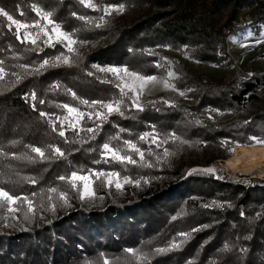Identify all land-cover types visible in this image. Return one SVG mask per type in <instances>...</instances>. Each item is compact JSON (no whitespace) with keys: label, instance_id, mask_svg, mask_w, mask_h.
Here are the masks:
<instances>
[{"label":"trees","instance_id":"1","mask_svg":"<svg viewBox=\"0 0 264 264\" xmlns=\"http://www.w3.org/2000/svg\"><path fill=\"white\" fill-rule=\"evenodd\" d=\"M126 1L144 9L133 18L112 12L106 17L107 26L96 29L87 27L72 13L97 20L102 11L85 8L78 0H0V8L14 19L30 24L39 20L32 10L36 3L52 11L63 30H79V39L100 42L95 50L82 54L78 65L23 76V70L8 65L29 64L30 70L32 61L39 63L61 51L66 54V50L57 45L44 47L39 55L25 52L32 46L21 44L14 34L15 25L9 30L10 22L0 16V59L6 65L0 80V179H16L14 173L38 178L36 185L25 182L5 186L17 195L31 196L35 192V198L42 195L45 199L31 219L26 220L24 212L19 219L0 214V264H102L104 257L110 264L113 260L118 264H145L124 250L150 252L168 247L174 239H183L178 236L180 232L191 236L179 248L152 255L148 264H264V181L239 182L218 167L219 160L226 159L225 151L252 147L256 144L248 140L249 136H264V69L242 65L234 67L229 76L216 78L197 74L184 61L170 56L177 74L172 83L186 95L172 93L154 100L155 107L150 101L143 104V111L125 109L124 116L113 114L99 135L83 144L73 142L75 133L71 130L66 132L69 142L65 143V138L58 136L59 123L54 132L46 117L39 115H67L66 110L57 107L63 103L87 111L66 89L89 101L118 97L114 84L101 82L105 76L111 80V75L95 72L92 65L128 66L144 75H162L166 70L155 65L165 56L157 49L169 48L191 60L221 66L229 59L228 39L246 36L248 31L255 35L264 32V0H92L101 9ZM242 17L244 21H240ZM20 35L23 37L22 30ZM148 50L154 55L147 54ZM89 71L95 75L88 76ZM12 72L21 73L20 83H16ZM57 83L61 87L53 90L52 85ZM164 100L176 106L160 103ZM219 113L235 117L220 122ZM85 120L87 127L94 126ZM153 128L162 134L175 131L191 143L170 142L166 147L176 154L169 162L161 163H156V155H162L163 148L153 145L156 155L147 159L154 167L129 165L124 172L119 164L94 163L100 159L102 144L112 137H119L112 140L113 144L132 140L146 150L149 145L139 136ZM222 141L231 143L224 146ZM49 144L61 147L65 157L34 164L13 158V154L30 151L29 145ZM109 167L150 182L141 180V189L128 188L124 195L103 191L105 197L96 201H81L79 193L61 205L55 202L60 200L57 196H53L55 201L47 199L48 187L61 186L58 176L76 169ZM198 167H215L216 172L188 175ZM50 204L59 206L52 210ZM174 216L177 219L173 220ZM194 228L200 230L192 231Z\"/></svg>","mask_w":264,"mask_h":264},{"label":"snow or ice","instance_id":"2","mask_svg":"<svg viewBox=\"0 0 264 264\" xmlns=\"http://www.w3.org/2000/svg\"><path fill=\"white\" fill-rule=\"evenodd\" d=\"M78 3L83 5L85 8L93 9L95 11H102V15L98 17L97 20H93L90 17H86L83 15L78 16L76 12H73V17L84 22V24L89 28H104L107 26V16H110L113 11L122 14L125 10V4L120 3L118 6H104L102 9L98 7L97 4L93 3L92 0H78ZM32 10L35 12L36 16L39 17V20L33 21L31 24L27 21H21L18 19H14L13 15H10L8 11L0 8V16L6 17L10 22L8 25L9 30H11L12 26L15 25L16 32L14 33L16 39L20 41L21 44L28 43L32 47L25 48V52H36L39 55L40 52L44 50V47H52L55 48L57 45L62 46L63 49L66 50L61 51L60 54L44 58L42 62L32 61L31 69L29 70V64H16V65H8L10 68H19L23 70V76H34V75H42L48 68L55 67H72L78 65L82 56L79 53L78 49L74 46L78 43L81 45L87 44V40H81L78 38V31H65L62 29L60 23L56 22L53 19V12L46 11L42 7L38 6L36 3L32 4ZM23 15V13H21ZM44 21L45 23H41L40 21ZM35 28L36 31L33 32L31 29ZM23 30V37H21L20 33ZM248 37H252L251 31L248 32ZM39 42V43H38ZM256 42H264V32L260 34L258 38H256ZM43 45V47H41ZM149 55H154L150 50H148ZM20 59L21 57H15ZM27 59V57H23ZM171 63V62H169ZM5 62L0 59V80H3L5 76ZM156 67H161L158 62L155 65ZM92 68L95 69V72L111 74L112 79L109 80L107 76L101 79L102 83H112L115 88L119 92V96L110 100H92L89 101L87 99H80L77 97L76 93L71 89H66L74 100H79V104L84 106L87 111H82L79 107L70 106L68 103H63L57 105L58 108L66 110L67 115H51L45 112H40L39 115L41 117H46L48 122L50 123L52 130L57 132V123L60 125V130L58 131V136L61 138H65L64 142L68 143L69 141L66 139V132L71 130L75 133V140L73 142L78 143H86L88 140H93L99 135V132L103 126V124L109 121V117L113 114H118L120 116L125 115V109L128 110H136L143 111L144 105L141 103L140 97L142 96L144 89L149 83L158 82L157 76L155 75H144L138 71L130 70L128 66H105L101 67L98 65H92ZM13 76H16V83L21 82V73L12 72ZM88 76H94L95 73L93 71H89L87 73ZM176 75L175 71H168L167 77L172 78ZM100 79L99 77H97ZM165 88H175V85L170 82V79H165L163 81ZM61 86L57 83L52 85V89H58ZM191 91V89H189ZM179 95L185 96V91H180ZM27 98V97H26ZM31 98L33 101L36 100L35 92H32ZM40 103H44V101H40ZM152 106L155 107L156 101L151 102ZM160 103L166 104L169 107H175L176 105L171 103L170 101H160ZM33 109L35 110V104H33ZM159 110V109H157ZM219 111V110H214ZM91 121L93 123V127L86 126V120ZM211 118V117H209ZM196 123H200L199 120ZM248 123V122H245ZM83 132L86 135L81 136L80 133ZM119 137H112L109 142H105L100 147V159L95 160V164H119L122 166L124 172L128 171V166H139V167H154L155 164L152 163L147 157L156 155L153 152L152 146L154 145L157 149L163 148V161L160 155H156V163L166 162L167 158L176 154L175 151H171L166 145L170 142L175 144L179 142V144L191 143L187 140L182 139L175 131H171L168 133H160L155 128L151 132H145L139 136L140 141H144L148 143L149 147L145 150L138 146L136 142L132 140H123L122 143L113 144L112 140H118ZM248 140L253 142V144L264 145V136H249ZM15 143V142H14ZM230 141H222L224 146L230 145ZM252 146V145H250ZM30 151L21 153L19 155L13 154V158L34 164L38 162H44L46 160H58L60 158L65 157V151L61 149L59 146L55 145H47L45 147L41 146H27ZM94 150V149H92ZM230 150H234L231 149ZM178 151V148H177ZM47 153V154H46ZM32 154H35L33 156ZM7 155V154H5ZM134 156L136 158H134ZM216 169L207 168V169H192L189 171L188 175L205 173V174H215ZM4 173L3 175H6ZM16 179H12L9 177L7 181L0 179V210H5L8 214H10V218L16 219L18 217L15 216V213L22 211L24 205H27V210L24 212V218L31 219L29 213H35L37 210V206L35 204V197L37 193H31L29 195H17L14 194L13 189L6 188V184H22L25 182H29L32 185H36L38 183V178H33L29 176H20L19 173L13 174ZM59 181L66 182L70 185L71 189L76 190L79 193V198L81 201L88 199H94L101 190L109 191L113 188L116 190H123L125 185H134L140 186L141 180L143 182L149 183L147 179L143 177L133 178L131 175L123 174L121 170H116L114 168L109 167L108 169H76L72 170L70 174L60 175L58 176ZM57 187H48L47 192L49 194L57 193ZM60 200L64 201V203H68V194L64 191L59 192ZM49 201L52 200V196L49 195ZM215 204V201L213 202ZM210 205H205V207H209ZM222 206V205H221ZM55 204L52 205V210H54ZM173 220L177 219L176 216L172 217ZM207 227V226H203ZM199 228H194L192 231H199ZM178 236L183 237L182 240L177 242L175 239L170 243L168 247H158L150 252H143L142 249H125V253L132 254L136 256L138 260H142L145 264H148L150 257L156 254H163L172 249H176L181 247V245L191 236L189 232H180ZM103 256V254H102ZM102 264H110L108 258L104 257L102 259ZM112 264H118L117 260H113Z\"/></svg>","mask_w":264,"mask_h":264},{"label":"rangeland","instance_id":"3","mask_svg":"<svg viewBox=\"0 0 264 264\" xmlns=\"http://www.w3.org/2000/svg\"><path fill=\"white\" fill-rule=\"evenodd\" d=\"M126 2L127 3L125 4V10L121 14V16L133 18V17L138 16L140 14V12L144 9V6H135V5L129 4L128 1H126ZM113 12H115V11H113ZM244 19L245 18L242 17L240 19V21H244ZM259 36L260 35L252 34V37L249 38L248 33H247L246 36H239L236 38L233 37V38L228 39L227 45H226V54H227L229 59L224 61V63L221 66H213V65L204 64V63H200V62L191 60L188 57V55L174 52L169 48H158L157 52L163 53L165 56V58L160 63V65H162V67L166 71L162 75H157V81L158 82H152L146 86L142 96L140 97L141 103L145 104V103L150 102V101L160 100V99L166 98L169 94H172V93L178 94V96H181V95H179L180 91H177L175 88H171V87L165 88L164 87L163 81L165 79H170L171 83H172V81L177 79V74L172 78L167 77V72L170 70L173 71L170 56H174V57L181 59L186 64H188L197 74L208 75V76H212V77H216V78L229 76V72L234 67L238 68V67H241L242 65H246L247 67L254 66V67L259 68V69H264V42H259V43L256 42V38H258ZM99 44H100L99 41H88L87 44L81 45L78 43L74 47L78 49L79 53L82 56L83 53L95 50L99 46ZM169 62H171V63H169ZM243 114L245 116L247 115L246 113H243ZM217 116H218V120L220 122H227V121H230L231 119H233L235 117V115L232 113H219V114H217ZM254 146H264V145L256 144ZM237 148L238 147H236L232 152H226L225 151L224 156L226 159L225 160H219L218 167L224 171L225 175H227V176H229V177H231L234 180L239 181V182H246V180L264 181V177H260L261 175L258 174V172L254 173V174L244 175L243 173L240 174L239 172H233V171H230L228 169L225 162L229 158H232L235 155ZM160 156H161L162 161H163V154ZM171 158H172V156L167 158L166 162H169V160ZM207 168H214L215 169V167H198V168H194V169H207ZM60 185L61 186H59V188H57L58 189L57 193L50 194L52 196V201H55L53 199V196L54 197L57 196L59 198V192L64 191L68 194V203H69L70 199L72 198V195L75 193H78V192L76 190L71 189L70 185L67 184L66 182L62 181V183ZM133 187H137V186L125 185L123 190H116L115 188H113L109 191L116 192L120 195H124L127 193L128 188H133ZM138 187H139V189H141V185ZM103 191L104 190H101L94 199L86 198L85 200L96 201L98 199H102L105 197V195H103V193H102ZM48 197H49V195L47 196V199H48ZM43 199L44 198H42V195L35 198L36 206H38L42 201L44 203L45 199L44 200ZM55 202H61V203H59L60 205L65 204L64 201H62V200L55 201ZM59 204H55V207L59 206ZM50 205H53V204H50ZM26 210H27V205H24L22 211L15 213V216L18 217L16 219H19V217H20L19 215H21L23 212H26ZM0 214H2V216H10V214H8L5 210H0ZM32 214H34V213H29V215H32Z\"/></svg>","mask_w":264,"mask_h":264},{"label":"bare ground","instance_id":"4","mask_svg":"<svg viewBox=\"0 0 264 264\" xmlns=\"http://www.w3.org/2000/svg\"><path fill=\"white\" fill-rule=\"evenodd\" d=\"M225 163L230 171L244 175L258 172L264 177V146L238 147Z\"/></svg>","mask_w":264,"mask_h":264}]
</instances>
